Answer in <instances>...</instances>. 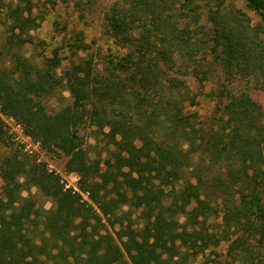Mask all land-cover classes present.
I'll use <instances>...</instances> for the list:
<instances>
[{
	"label": "trees",
	"instance_id": "1",
	"mask_svg": "<svg viewBox=\"0 0 264 264\" xmlns=\"http://www.w3.org/2000/svg\"><path fill=\"white\" fill-rule=\"evenodd\" d=\"M40 1L0 0V140L9 142L2 115L14 118L64 154L79 190L45 161L5 157L0 264H193L200 252L202 264H264V112L219 78L264 84V0H245L258 24L226 0H117L102 34L119 51L79 31L51 55H27ZM98 2L77 5L86 13ZM192 80L217 84L205 93L216 113L200 116ZM53 98L69 103L53 111ZM85 125L113 147L104 162L89 157Z\"/></svg>",
	"mask_w": 264,
	"mask_h": 264
},
{
	"label": "rangeland",
	"instance_id": "2",
	"mask_svg": "<svg viewBox=\"0 0 264 264\" xmlns=\"http://www.w3.org/2000/svg\"><path fill=\"white\" fill-rule=\"evenodd\" d=\"M56 3L52 4L49 0H41L39 6L44 11V21L37 30L31 32L34 36V40L40 44L38 45L28 44L23 50L25 53L31 54H44L51 55V49L54 47L64 35L74 36L77 32H82L84 39L91 43L93 40L97 41V45H101L104 50H107L109 43H111L114 51H119L118 46L113 44L112 40L102 34V21L103 10H108L111 5L117 0H99L94 11L88 10L86 13L82 12L78 1L85 2L87 0H55ZM226 5L244 10L251 16L252 24H258L260 18L258 15L247 7L245 0H226ZM5 38V32L2 26H0V42ZM41 41V42H40ZM123 50L120 49V52ZM67 52H63L66 54ZM66 63V60L65 62ZM220 73V72H219ZM219 78L224 83V89L232 93L246 92L249 93L253 99H255L261 106L264 112V84L258 83L256 79L245 76L241 73L236 75H227L220 73ZM191 87L194 92L199 90L204 94L198 95L199 106L196 108L200 116H210L217 112L216 98L208 96L205 93H209L213 89L217 88V84L213 81H209L205 86L198 85L197 82L191 81ZM222 87V88H223ZM66 97H69L68 93H65ZM69 100L60 102L57 98H53L50 101V108L53 111H59L63 105H67ZM1 114V113H0ZM5 122V128L7 130V136L9 142L0 140V163L7 157L15 153L17 150L26 153L27 155L36 158L39 161L47 162L49 168L59 174L67 187H73L78 189V176L75 173H69L66 171L65 163L67 158L61 152H46L33 138L26 135L23 127L11 117L2 115ZM264 122V121H263ZM94 128L83 126L81 134L84 138V146L88 151L91 159H98L104 162L109 156L112 146H110L105 140L102 134L94 133ZM3 178L0 173V197L2 196ZM32 195L37 200L40 207L49 209L52 206L50 198L42 194L36 187L31 189ZM28 192H25L27 195ZM87 198V195L84 194ZM128 208L125 207V210ZM139 211L133 210L132 219L135 226L141 224L138 216ZM224 251V247L220 248ZM218 251V250H217ZM210 252L207 251L208 255ZM204 260V253L200 252L196 255L193 264H202Z\"/></svg>",
	"mask_w": 264,
	"mask_h": 264
}]
</instances>
